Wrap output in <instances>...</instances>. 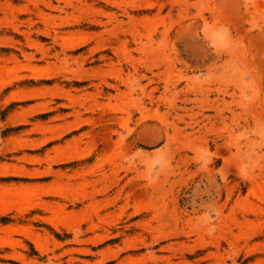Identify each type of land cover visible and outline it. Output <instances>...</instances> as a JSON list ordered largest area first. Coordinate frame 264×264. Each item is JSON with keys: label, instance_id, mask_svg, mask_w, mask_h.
<instances>
[{"label": "rangeland", "instance_id": "rangeland-1", "mask_svg": "<svg viewBox=\"0 0 264 264\" xmlns=\"http://www.w3.org/2000/svg\"><path fill=\"white\" fill-rule=\"evenodd\" d=\"M0 264H264V0H0Z\"/></svg>", "mask_w": 264, "mask_h": 264}]
</instances>
